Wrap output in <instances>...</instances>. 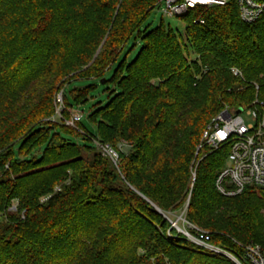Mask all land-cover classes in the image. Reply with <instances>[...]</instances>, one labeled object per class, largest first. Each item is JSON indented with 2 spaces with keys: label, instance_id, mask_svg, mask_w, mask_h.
Segmentation results:
<instances>
[{
  "label": "trees",
  "instance_id": "obj_1",
  "mask_svg": "<svg viewBox=\"0 0 264 264\" xmlns=\"http://www.w3.org/2000/svg\"><path fill=\"white\" fill-rule=\"evenodd\" d=\"M158 2L0 0V264H235L192 247L154 207H187L186 222L236 256L264 247V191L222 196L228 147L195 155L222 110L264 106V14L246 24L235 0L197 7L183 39L163 23L142 30ZM132 39L142 47L113 76L119 92L90 115L98 137L53 121L56 92L67 119L66 86L102 79Z\"/></svg>",
  "mask_w": 264,
  "mask_h": 264
},
{
  "label": "built area",
  "instance_id": "obj_2",
  "mask_svg": "<svg viewBox=\"0 0 264 264\" xmlns=\"http://www.w3.org/2000/svg\"><path fill=\"white\" fill-rule=\"evenodd\" d=\"M242 22L254 24L264 14V0H235ZM228 0H164L161 9L165 17H180L197 7L225 6ZM196 23L203 24L202 20ZM234 76H241L237 70H232ZM56 114L53 121H60L65 126L75 127L81 120L79 112L68 109L69 118L64 119L63 91L57 93L55 98ZM243 111L236 114V111ZM222 110L204 129L201 142L196 149V157L200 151L207 147L211 152L228 147L224 169L219 174L215 186L224 197L241 195L248 187L264 191V108H239ZM246 115L247 120L243 118ZM58 119V120H56ZM104 155L109 156L116 164L118 154L109 146L96 143ZM187 209V207H186ZM186 209L181 213L180 219L186 223L185 228L178 227L177 221H171L175 228L189 244L211 256L224 257L235 264H264V247L256 244L240 245L243 253L237 258L231 252L214 245L210 234L187 223Z\"/></svg>",
  "mask_w": 264,
  "mask_h": 264
},
{
  "label": "rangeland",
  "instance_id": "obj_3",
  "mask_svg": "<svg viewBox=\"0 0 264 264\" xmlns=\"http://www.w3.org/2000/svg\"><path fill=\"white\" fill-rule=\"evenodd\" d=\"M163 7H164V0H159V2L155 5L151 15L149 16L147 22L142 27V30L150 32L154 30L155 28H157L161 23H163L165 26H169L172 29L176 30L180 34V36L184 39L185 28L187 27L185 22H187V19H189L188 16L186 17L188 13L180 17H173V18L165 17L161 10ZM141 47H142L141 40L138 42H134V39L130 40L125 46L121 55L118 57V59L106 70L102 79L100 80L98 79L76 80L66 86L65 91H64L66 100L73 107V110L80 113L81 123H82L84 130L87 132V134L91 135L93 138H97L98 133H97L96 123L90 119L91 113L95 112L100 107L106 106L107 103L110 101V99L115 95L114 92L115 91L119 92V88L117 85H115L112 82V78L118 71L121 64H124V63L129 64L136 58ZM84 87H92V88L89 90L87 102L83 104H78L73 100L71 96V91L75 88H84ZM58 92H56L55 98ZM250 107L257 108L260 111H262L264 108L262 102H259L257 97L250 104ZM243 118L247 120V117L245 114L243 115ZM54 132L61 134L62 137H64L66 140L70 142H74L80 145L84 144V140L81 137L77 138L75 135L63 132L60 128H58V130H55ZM90 144L92 146H96V143L94 144L90 143ZM117 147L120 151H123L124 153H128L131 148V145L130 143L122 142ZM196 168H197V165L193 166L192 164V176H191L192 185L196 179ZM180 216H181V213L174 212V213H171L168 218L172 222L179 220L178 227L182 229V228H185V226L187 225L180 219ZM169 223L171 222L169 221ZM239 256L240 255L237 256L238 259H240Z\"/></svg>",
  "mask_w": 264,
  "mask_h": 264
},
{
  "label": "water",
  "instance_id": "obj_4",
  "mask_svg": "<svg viewBox=\"0 0 264 264\" xmlns=\"http://www.w3.org/2000/svg\"><path fill=\"white\" fill-rule=\"evenodd\" d=\"M243 110L242 109H239V110H237L236 111V114H239V113H241ZM154 211H156V212H159L160 214H162L167 220H169L168 219V217H166L158 208H156V207H154ZM170 222H171V220H169Z\"/></svg>",
  "mask_w": 264,
  "mask_h": 264
}]
</instances>
